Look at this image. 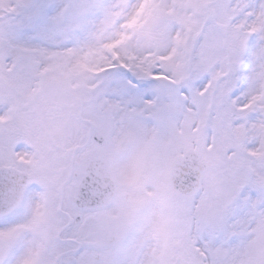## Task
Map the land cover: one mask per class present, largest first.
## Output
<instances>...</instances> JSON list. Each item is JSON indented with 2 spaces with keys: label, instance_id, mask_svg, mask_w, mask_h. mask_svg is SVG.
<instances>
[{
  "label": "snow or ice",
  "instance_id": "1",
  "mask_svg": "<svg viewBox=\"0 0 264 264\" xmlns=\"http://www.w3.org/2000/svg\"><path fill=\"white\" fill-rule=\"evenodd\" d=\"M0 264H264V0H0Z\"/></svg>",
  "mask_w": 264,
  "mask_h": 264
}]
</instances>
